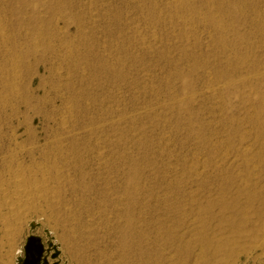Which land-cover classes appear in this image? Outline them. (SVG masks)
<instances>
[{
    "label": "rangeland",
    "instance_id": "1",
    "mask_svg": "<svg viewBox=\"0 0 264 264\" xmlns=\"http://www.w3.org/2000/svg\"><path fill=\"white\" fill-rule=\"evenodd\" d=\"M0 186V264H264V0H0Z\"/></svg>",
    "mask_w": 264,
    "mask_h": 264
},
{
    "label": "bare ground",
    "instance_id": "2",
    "mask_svg": "<svg viewBox=\"0 0 264 264\" xmlns=\"http://www.w3.org/2000/svg\"><path fill=\"white\" fill-rule=\"evenodd\" d=\"M1 31H3V30H1ZM2 35V34H1ZM6 38V37H5ZM15 58H16V56H15ZM10 63V62H9ZM17 63H18V61H17ZM16 65V64H15ZM17 66H18V64H17ZM17 68V67H16ZM10 71H11V69H10ZM15 71V70H14ZM18 72V71H17ZM9 73V72H8ZM11 73V72H10ZM17 74V73H16ZM18 79V78H17ZM16 80V79H15ZM14 80V81H15ZM8 86V85H7ZM14 86H15V84H14ZM16 88V87H15ZM4 90V89H3ZM17 90V89H16ZM18 91V90H17ZM8 93V92H7ZM13 93V92H12ZM18 93V92H17ZM5 96V95H4ZM17 97V96H16ZM3 98V97H2ZM12 101V100H11ZM10 102V101H9ZM6 103V102H5ZM65 123V122H64ZM19 168V167H18ZM19 170V169H18ZM13 171H15V170H13ZM12 173V172H11ZM16 174L17 173H14V175L16 176ZM43 174V173H42ZM13 175V176H14ZM21 175H22V177H24L23 176V173H21ZM20 175V176H21ZM44 175V174H43ZM43 175H41L43 178L42 179H44V177H46L45 175L43 176ZM36 177V176H35ZM12 178H14V180H13V183L12 184H14V188H16V191H15V195H14V192H12L13 193V195L15 196H13L15 199H13V201H12V204L9 206L11 209H12V207L13 206H15V205H18V204H20V206H22V207H24V210H20V209H14L13 210V213H12V211H11V213H12V215L14 214L15 215V217H13L14 218V221L15 222H21L20 220H22V219H24L25 217H26V214L28 213V211H29V209H28V207H30V208H33V204H34V202H31L32 201V197L33 198H35V203H37V201L38 202H41V201H43V200H45V201H47L48 199L50 200V201H54V200H57L59 197L57 196V195H55V193H54V191H56L57 189H52L51 190V185L53 184H51V181L49 180V179H47V180H42V181H38L39 183H37L35 186H31L32 188H27V187H25L24 185H25V183H26V181H28V180H26V181H23L22 180V178L21 177H19V176H17V177H12ZM12 178H11V180H12ZM61 178V177H60ZM35 179H37V178H35ZM11 180H10V182H11ZM38 180V179H37ZM39 180H41V179H39ZM32 181V180H31ZM33 181H35V180H33ZM58 182H60V180H58ZM65 182V181H64ZM28 183H30V182H28ZM2 184V183H1ZM6 184V183H5ZM30 184H32V183H30ZM59 184H61V183H58V185ZM65 184V183H64ZM6 185H8V184H6ZM33 185H34V183H33ZM63 185V184H62ZM2 186V185H1ZM0 186V187H1ZM5 186H3V188H4ZM9 187H11L10 186V184H9ZM55 187V186H54ZM6 188V190H7V187H5ZM57 188V187H56ZM59 188V187H58ZM60 189V188H59ZM2 190V189H1ZM5 190V191H6ZM14 190V189H13ZM54 190V191H53ZM4 191V190H3ZM7 192V191H6ZM50 192V193H49ZM8 193V192H7ZM4 194H5V192H4ZM10 196H12V195H10ZM9 197V196H8ZM29 199H31V201H30V204H29V202H28V200ZM6 203V202H5ZM38 204V203H37ZM8 207V208H9ZM9 210V209H8ZM8 210H7V212H8ZM9 214V213H8ZM16 226V225H15ZM8 228V227H7ZM16 228V227H15ZM11 233V232H10ZM13 235V234H12ZM9 236H11V235H9ZM221 246H217V248H215L214 249V251H213V256H217L218 254H219V252H221V251H219L221 248H220ZM200 253H203V252H200Z\"/></svg>",
    "mask_w": 264,
    "mask_h": 264
},
{
    "label": "water",
    "instance_id": "3",
    "mask_svg": "<svg viewBox=\"0 0 264 264\" xmlns=\"http://www.w3.org/2000/svg\"><path fill=\"white\" fill-rule=\"evenodd\" d=\"M26 252V260L23 264H40V260L43 255V248L38 244V240L36 238L31 237L28 240Z\"/></svg>",
    "mask_w": 264,
    "mask_h": 264
}]
</instances>
